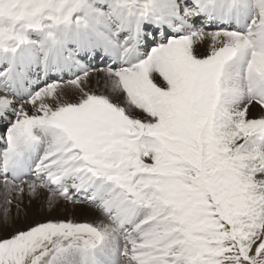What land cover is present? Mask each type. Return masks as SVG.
Masks as SVG:
<instances>
[{
  "label": "snow or ice",
  "instance_id": "6c2138e0",
  "mask_svg": "<svg viewBox=\"0 0 264 264\" xmlns=\"http://www.w3.org/2000/svg\"><path fill=\"white\" fill-rule=\"evenodd\" d=\"M0 185L96 213L0 264H264V0H0Z\"/></svg>",
  "mask_w": 264,
  "mask_h": 264
},
{
  "label": "bare ground",
  "instance_id": "6f19581e",
  "mask_svg": "<svg viewBox=\"0 0 264 264\" xmlns=\"http://www.w3.org/2000/svg\"><path fill=\"white\" fill-rule=\"evenodd\" d=\"M101 67H102V65H101ZM0 192H3L2 185H0ZM46 196H47V193H44L41 197L36 198V199H29L27 197H24V199H23V201H22V203L20 205L19 211L17 210V207H16V203L17 202H16L15 199H13V203L11 205V210L8 213V216H7V223H0L1 227L9 229L11 231V233H13L17 229H22L26 225L33 223L35 221V219H36V215L33 212L32 206H34L35 204L39 205V209H41L46 216L52 215L53 217H57L59 215H63L64 212H66L68 214H71L70 212L72 210L74 211L76 209L78 211H75V213L76 212H81V213H85L90 218H93V219L96 218L95 210L90 208L86 204H77V205L74 206L75 207V209H74L72 207L73 205H71V204H69L67 202H64V201H60L57 204L56 207L49 209L48 206H47V202H46V200L44 198ZM42 197L44 199H42ZM5 207H6V205L0 206V208L2 209V216H3V213H4ZM71 217L72 216L70 215V218ZM49 218L50 217H47L46 219H49ZM75 221H77V222H87V221H78V220H75Z\"/></svg>",
  "mask_w": 264,
  "mask_h": 264
},
{
  "label": "rangeland",
  "instance_id": "374dc122",
  "mask_svg": "<svg viewBox=\"0 0 264 264\" xmlns=\"http://www.w3.org/2000/svg\"><path fill=\"white\" fill-rule=\"evenodd\" d=\"M200 50H201V52H204L205 48L202 46ZM97 66L101 67L100 64H97ZM97 79H99V74H94L93 77H92L93 86H95V82H96ZM250 112H251L252 115H255L257 113V109L254 107V108H252L250 110ZM3 194H4L3 192H0V206L5 205L4 195ZM42 199H44V198L42 197ZM72 207L75 209L74 206H72ZM32 209H33L34 214L36 215L35 221H37V220H41L42 221V220H45L47 217H50V218H53V219L54 218L55 219L56 218L57 219H65V218H67V219H73V220H78V221H87V222H92V221L95 220V219L90 218L89 216H87L85 213H81V212H76L75 213V211H78L76 209L74 211L72 210L70 212L71 214H68V213L64 212L63 215H59L57 217H53L52 215L46 216L43 213V211L41 209H39V205L38 204H35L34 206H32ZM70 215L72 216L71 218H70ZM1 216H2V209L0 208V217ZM10 234H11V231L9 229L2 228L1 224H0V236H5L6 237V236H9Z\"/></svg>",
  "mask_w": 264,
  "mask_h": 264
}]
</instances>
